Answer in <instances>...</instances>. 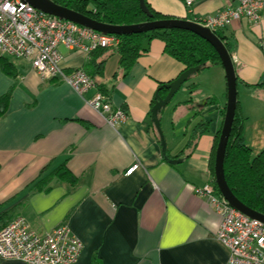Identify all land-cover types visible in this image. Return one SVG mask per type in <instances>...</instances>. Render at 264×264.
I'll return each instance as SVG.
<instances>
[{
    "label": "crops",
    "instance_id": "1",
    "mask_svg": "<svg viewBox=\"0 0 264 264\" xmlns=\"http://www.w3.org/2000/svg\"><path fill=\"white\" fill-rule=\"evenodd\" d=\"M144 1L165 19L192 22L232 6L229 0H192L190 7L185 0ZM217 33L230 46L243 138L255 156L264 148V10L256 25L239 19ZM58 52L65 73L90 72L91 55L62 46ZM6 60L12 75L0 68V97L10 92L0 118V229L15 216L39 234L65 225L82 244L75 264H228V251L215 239L220 217L194 191L214 181L210 163L226 104L221 66L192 75L159 115L167 156L182 159L171 165L161 155L152 100L159 84L185 67L160 40L150 41L126 75L119 55L110 54L102 74L93 76L112 108L125 114L115 124L87 104L96 90L82 95L64 82L42 81L27 60ZM200 121L207 130L192 140ZM134 163L139 168L124 175ZM61 166L75 183L53 175Z\"/></svg>",
    "mask_w": 264,
    "mask_h": 264
},
{
    "label": "built area",
    "instance_id": "2",
    "mask_svg": "<svg viewBox=\"0 0 264 264\" xmlns=\"http://www.w3.org/2000/svg\"><path fill=\"white\" fill-rule=\"evenodd\" d=\"M229 1L231 7L194 22L215 34L239 19L252 25L260 22L264 0ZM185 3L190 7L193 1L185 0ZM118 43V36L50 16L22 0H0V57L27 60L42 81L64 82L79 94L96 90L87 104L104 115L110 124L124 120L125 114L112 108L83 69L65 73L58 47L90 55L98 49L115 48ZM138 168L139 164L134 163L124 175ZM194 191L220 217L215 239L228 251V264H264V224L230 207L214 181ZM81 249V242L65 225L39 234L23 217L15 216L0 229V259L3 260L24 264H75Z\"/></svg>",
    "mask_w": 264,
    "mask_h": 264
},
{
    "label": "trees",
    "instance_id": "3",
    "mask_svg": "<svg viewBox=\"0 0 264 264\" xmlns=\"http://www.w3.org/2000/svg\"><path fill=\"white\" fill-rule=\"evenodd\" d=\"M53 2L107 25H133L167 18L152 10L145 3L148 12L151 14L149 17L140 8L138 0H53ZM216 36L222 41L229 53L230 46L225 38L217 32ZM154 39L163 43L164 52L181 63L185 67L184 70L199 67L196 71L198 73L215 65L221 66L217 52L203 38L187 30L170 29L118 36L119 43L115 48L98 49L90 54L91 62L88 67L90 66L91 70L86 73L94 80L93 76L102 74L105 58L110 54H117L119 55L118 67L123 75H126L137 59L146 52L150 41ZM0 68L7 75H12L11 65L4 57H0ZM190 77L187 81L190 80ZM236 82L239 83L237 78ZM94 83L98 91L103 96L108 97L107 90L95 80ZM164 85L165 83L159 84L152 100V106L157 97L163 99L167 95L168 89ZM195 88V84L188 86L190 94ZM9 98L10 92L0 97V118L7 111ZM206 102L213 104L214 99L209 98ZM184 103L190 104L191 98ZM163 110L160 111L159 115ZM223 114L224 108L221 110V115ZM206 130L207 123L200 121L196 124L191 139L197 140ZM191 139L190 143L193 142ZM213 160L214 155L210 163L212 174ZM223 170L226 184L236 199L248 209L264 215V148L252 156L251 149L245 144L243 119L239 114L238 102L225 150ZM53 175L57 179H67L71 183H75V178L66 171L64 166L56 169ZM37 188L42 189L40 186Z\"/></svg>",
    "mask_w": 264,
    "mask_h": 264
},
{
    "label": "water",
    "instance_id": "4",
    "mask_svg": "<svg viewBox=\"0 0 264 264\" xmlns=\"http://www.w3.org/2000/svg\"><path fill=\"white\" fill-rule=\"evenodd\" d=\"M29 4L33 8L44 12L50 16H54L59 19L68 20L78 25L84 26L96 32L102 34H109L115 36H123L129 34L147 33L151 31L170 30V29H181L193 32L208 42L213 49L217 52L221 67L224 71V77L226 81V104L224 109V115L222 120V126L218 136V140L214 152L213 160V179L215 186L219 194L227 201L230 207L239 211L240 213L256 219L264 224V215L252 211L240 203L236 197L232 194L228 188L223 170V162L225 156V150L227 142L230 136L231 127L234 120V115L237 105V82L234 71L232 59L228 51L226 50L222 41L205 27L188 21L185 19H161L152 20L139 24L133 25H107L104 23L97 22L88 16L73 10L67 9L60 5H57L52 0H22ZM139 6L144 13L149 17L151 14L148 12L144 0H138ZM199 67L189 68L184 70L175 80L164 85L168 89V93L165 98H156L155 103L151 108V120L154 125L155 131L159 138V145L161 149V155L163 159L171 164L176 165L182 162V159H172L166 154V141L162 132L158 115L162 109L171 101L174 94L180 89V87L187 81V79L198 71Z\"/></svg>",
    "mask_w": 264,
    "mask_h": 264
},
{
    "label": "bare ground",
    "instance_id": "5",
    "mask_svg": "<svg viewBox=\"0 0 264 264\" xmlns=\"http://www.w3.org/2000/svg\"><path fill=\"white\" fill-rule=\"evenodd\" d=\"M160 120V119H159Z\"/></svg>",
    "mask_w": 264,
    "mask_h": 264
}]
</instances>
